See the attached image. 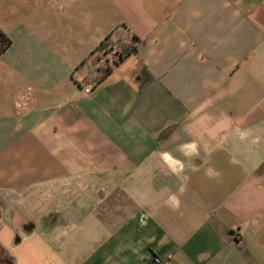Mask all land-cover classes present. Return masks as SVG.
I'll return each mask as SVG.
<instances>
[{"label": "crops", "instance_id": "obj_1", "mask_svg": "<svg viewBox=\"0 0 264 264\" xmlns=\"http://www.w3.org/2000/svg\"><path fill=\"white\" fill-rule=\"evenodd\" d=\"M0 31V264H264V0H0Z\"/></svg>", "mask_w": 264, "mask_h": 264}, {"label": "built area", "instance_id": "obj_2", "mask_svg": "<svg viewBox=\"0 0 264 264\" xmlns=\"http://www.w3.org/2000/svg\"><path fill=\"white\" fill-rule=\"evenodd\" d=\"M131 43L132 38L116 42L107 41L105 46H103L101 49L98 48L92 56L94 73L104 75L106 71L111 70L113 67L117 66L120 62H122L121 54H123V46ZM4 51L5 46L0 43V54H2ZM97 78L92 80L93 83L91 85H85L84 92L86 94H90L95 84H98Z\"/></svg>", "mask_w": 264, "mask_h": 264}, {"label": "trees", "instance_id": "obj_3", "mask_svg": "<svg viewBox=\"0 0 264 264\" xmlns=\"http://www.w3.org/2000/svg\"><path fill=\"white\" fill-rule=\"evenodd\" d=\"M107 41H108V39L105 40L99 46V49H101L103 46H105ZM137 42H138L137 38H132V43L131 44H128V45H124L123 46V54H121L122 61L125 60L126 58H128L129 56L135 55L137 53V47H136ZM0 43L5 46V50L8 49L11 46V40L8 38L7 35H5L1 31H0ZM109 72H110V70L106 71L104 73V75H107Z\"/></svg>", "mask_w": 264, "mask_h": 264}, {"label": "clouds", "instance_id": "obj_4", "mask_svg": "<svg viewBox=\"0 0 264 264\" xmlns=\"http://www.w3.org/2000/svg\"><path fill=\"white\" fill-rule=\"evenodd\" d=\"M247 135V133H241V139H243L245 136ZM214 174V170L209 168L206 172V175H208L209 177H212ZM215 175H219L218 172H215ZM181 192L184 191L183 188L180 189ZM169 202L171 203V206H173L174 210H178L179 206H180V200L179 197L176 194H172L169 197Z\"/></svg>", "mask_w": 264, "mask_h": 264}]
</instances>
